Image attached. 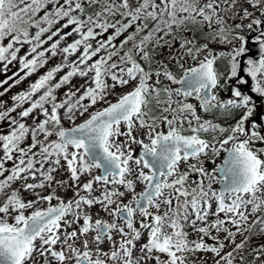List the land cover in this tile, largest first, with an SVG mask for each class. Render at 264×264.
<instances>
[{"label":"snow or ice","instance_id":"obj_1","mask_svg":"<svg viewBox=\"0 0 264 264\" xmlns=\"http://www.w3.org/2000/svg\"><path fill=\"white\" fill-rule=\"evenodd\" d=\"M188 24L207 42L183 36ZM177 40L179 78L154 61ZM54 58L0 99V264H264V0H0V97ZM190 98L235 123L202 119Z\"/></svg>","mask_w":264,"mask_h":264},{"label":"rangeland","instance_id":"obj_2","mask_svg":"<svg viewBox=\"0 0 264 264\" xmlns=\"http://www.w3.org/2000/svg\"><path fill=\"white\" fill-rule=\"evenodd\" d=\"M40 15H43V13H40ZM187 29H189V30H186V31H183L182 32V35L183 36H186V37H188L190 39H196L199 36V37H201V39H204V40H201L200 42L198 41V43H197L198 45L204 44V43L207 42L206 39L204 38V34L207 32V28L206 27L203 30H201L199 25L188 24L187 25ZM65 31H70V29H66ZM129 31H131V29H129ZM111 33H112V30L110 29L108 33H105V35L103 37H101V39H107L108 35H111ZM161 35H163V34L161 33ZM252 35H255V33H253ZM74 38L75 37H69L68 38V41H66V43L67 42H71V40L74 39ZM123 38L124 37L121 36L117 41H115V43L118 45L120 43V40H122ZM4 43L6 44L7 43V40H5ZM26 47L27 46H25V49H22L21 55H23L24 51L26 50ZM127 47H131V45L129 44ZM209 48L214 49L216 51L224 50V49L221 48L220 45H217L215 43H210L209 44ZM178 49H179V40H177L176 42H174L173 47H172L171 50L167 47V45H165V46H163L161 48H157L156 49V54L154 55V61H163L165 64L168 62V64H166V65L168 66L169 70L172 71L177 76V78H179L180 76H182L180 74H181V72L183 73V71H182V69H180L177 66L176 61L170 60L169 57L171 55H173V54H178L177 53V50ZM201 55L203 57L204 54L202 53ZM58 62H59V58H54V59L50 60L49 63H48V65L45 68L40 69V71L38 73H36L32 77H29L28 80H25L20 85L12 88L9 93H7L4 97H0V99H3L5 101H8V104L11 105V100H10L11 95H13L15 93H18L19 91H21L23 89H26L28 87V85H29L30 82L35 81L39 75H41L44 72H46L48 70V68L52 67L53 65H55ZM153 66L154 67L156 66L155 65V62L153 64ZM184 66H185V68H188V67L193 66V63L192 62H189V63H186ZM14 71H16V68L13 67L12 68V71L8 72L7 75H11L12 72H14ZM22 74L23 73H21V75ZM62 74L63 73L58 74L57 79L59 78V75H62ZM3 79H5V76H4V74L0 73V80H3ZM72 82L77 87H79V85L83 83V80H81L80 78H74ZM9 83H11V81ZM221 83H223V81H221ZM233 83H234V81H233ZM250 86H251V80L249 79L247 85H242L240 87H241V90L242 91H246L247 92V91H249ZM5 87H7V85H5ZM173 87H176V85H174ZM65 90L66 89H63V88L60 89L59 92H58V96H61L62 97L63 92ZM129 90H131V85H129L128 87L123 88V89L117 88V92L118 93L119 92H127ZM0 91H3V89L0 88ZM229 95H230V92H223L222 91L220 93V96H221L222 99H226ZM188 102H190V103H192V104H194V105L197 106V113L199 115H201L202 119H205L206 117H208L209 115L211 116V114L214 113V112L213 113H203V112H201L200 109H199L198 101H196L194 98H190ZM257 103H260V98H259V101ZM261 110H262L261 108H257V116H254L252 119H258L259 118L258 117V114H259V112ZM217 116H219L218 113H217L216 117ZM236 118L237 119L239 118V113L237 114V117ZM231 120L232 119L229 118L228 121H224L223 120L224 121L223 123H221V122H215V123H219L222 126L227 127V126L235 123V120H232V121ZM79 121L80 120H77L76 123H78ZM30 122L31 121L29 120V123ZM64 126L65 127H70L71 125L68 124L67 122H65ZM5 128H6V126H5ZM226 136H227V133H225L224 136H221L220 139H223ZM204 138L211 139V137H208L207 135H205ZM53 139H55V137H53ZM133 147L136 148V153L138 154L139 151H140L139 147L138 146H135V145ZM256 147H264V145L257 144ZM224 156H225V153L224 152H221L220 153V156L216 159V163L219 164L223 160ZM261 158L264 159V156H262ZM201 159L204 160V166L209 171H211L215 167L214 164L208 162L207 158L201 157ZM189 163H195V161L194 160H190ZM187 166H188L187 164L182 163L181 166H180L181 167V170H187ZM6 167H11V162H9L6 165ZM97 174H99V170H94V172L92 173L93 176L94 175H97ZM68 175L69 174L67 173V171L66 170H63V169L58 170L56 173H54V176H55V179L56 180H66V179H68ZM89 179H91V176H83V177H81L80 184L82 185L83 183H86ZM189 179L190 180H195L196 179V175L194 173L191 174L190 177H189ZM69 183H71V181H69ZM94 187H96V186L94 185ZM212 187H213V189L218 190L219 189V184L218 183H213ZM143 188H144V185L137 184V186H136V192L139 193V192L143 191ZM121 190H123V189H121ZM57 194L67 201L68 199H71L73 197L74 192H73V190L71 188H69L67 190L57 189ZM94 194L95 195H99L100 193L99 192H96ZM25 197L27 199H31L32 198L31 196H28L27 193H25ZM123 199H124V202L127 203V201L129 199H131V194L126 195ZM52 203L53 204H56L57 201L56 200H53ZM45 207H46V205H45ZM212 211H215V203H213ZM98 212H99V217L104 218V219H109V220L111 219L110 217H107L106 214L103 211H100L99 206H94L93 209H92L93 219H96L97 218V213ZM214 218L215 217H209L210 220L211 219H214ZM221 218H223V214H221ZM73 227H75V225ZM136 227L139 228V224H136ZM187 231L189 232V239H196L197 238V236L192 233V230L191 229H187ZM223 235L224 234L221 233V237H223ZM245 235H247V233H245ZM88 239H91V234L89 235ZM118 239H119V237H117V240ZM205 239L207 240V237H205ZM242 239H243L242 236L237 235L236 242L239 243ZM146 242H147V234H145L143 236V238L137 243V249L140 247V245H142V244H144ZM207 242L208 243H212L211 240H207ZM102 248H103L104 251H108L109 248H110V245L108 243H105L104 245H102ZM230 250H231L230 247L229 248H225V251H230ZM133 255L135 257L136 255H138V252H134ZM209 255H211V254H209Z\"/></svg>","mask_w":264,"mask_h":264},{"label":"trees","instance_id":"obj_3","mask_svg":"<svg viewBox=\"0 0 264 264\" xmlns=\"http://www.w3.org/2000/svg\"><path fill=\"white\" fill-rule=\"evenodd\" d=\"M150 27H151V25H150ZM167 39H169V40H171L172 39V37H167ZM201 40H204V39H201V37H197L196 39H195V41L198 43V41L200 42ZM176 42V41H175ZM250 55H253V53H250ZM218 64H219V66H220V68L221 69H223V62H221V61H218L217 62ZM166 64H168V62L166 63ZM183 73L181 72V74L180 75H182ZM251 94V93H250ZM254 99H256V101L258 102L259 101V97H254ZM216 115H217V113H213V114H211V116L209 115L208 117H206L205 119L206 120H212L213 122H221V123H223L224 121H228V119H224V118H222L220 115L219 116H217L216 117ZM224 121H223V120ZM233 120V119H232ZM231 120V121H232ZM81 121H79L78 123H80ZM187 134V133H186ZM208 137H210V136H208ZM259 243H264V237H254L253 238V245H256V244H259ZM249 259H251V257H249Z\"/></svg>","mask_w":264,"mask_h":264},{"label":"flooded vegetation","instance_id":"obj_4","mask_svg":"<svg viewBox=\"0 0 264 264\" xmlns=\"http://www.w3.org/2000/svg\"><path fill=\"white\" fill-rule=\"evenodd\" d=\"M253 56H255V53H253Z\"/></svg>","mask_w":264,"mask_h":264},{"label":"water","instance_id":"obj_5","mask_svg":"<svg viewBox=\"0 0 264 264\" xmlns=\"http://www.w3.org/2000/svg\"><path fill=\"white\" fill-rule=\"evenodd\" d=\"M255 53V52H254ZM221 187V185H219V188Z\"/></svg>","mask_w":264,"mask_h":264}]
</instances>
